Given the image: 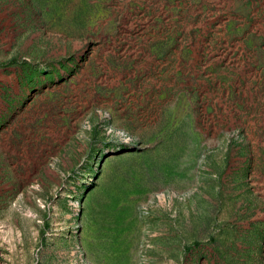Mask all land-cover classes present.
<instances>
[{
  "label": "rangeland",
  "instance_id": "obj_1",
  "mask_svg": "<svg viewBox=\"0 0 264 264\" xmlns=\"http://www.w3.org/2000/svg\"><path fill=\"white\" fill-rule=\"evenodd\" d=\"M0 264H264V0H0Z\"/></svg>",
  "mask_w": 264,
  "mask_h": 264
}]
</instances>
